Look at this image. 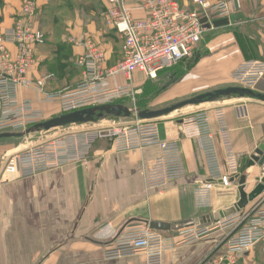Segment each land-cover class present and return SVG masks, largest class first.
<instances>
[{"label": "crops", "instance_id": "0c3cea01", "mask_svg": "<svg viewBox=\"0 0 264 264\" xmlns=\"http://www.w3.org/2000/svg\"><path fill=\"white\" fill-rule=\"evenodd\" d=\"M177 1L185 9H199L192 0ZM219 1L222 0H210L211 3ZM226 1L231 9L229 18L237 15L243 19L215 29L217 32L225 30L219 34L214 32L217 36L205 34L195 52L197 58L185 68L177 88L166 90L147 105H136L135 108L162 110L222 89L228 81L232 82L230 72L240 64L264 62V0ZM247 1L249 5L242 7ZM22 3L23 0H0V34L13 27ZM38 6L33 25L45 36V44L35 50L36 64L29 74L30 83L20 90V97L33 100L36 108L43 110L50 120L61 115L59 106L43 105L40 99L44 95L74 92L85 82L87 70L94 65L93 62L78 65L87 49L75 45L73 40L90 36L96 51L103 55L102 72L121 60L123 41L105 23L107 0H38ZM127 8L135 18L146 17L139 0H129ZM214 20L222 19L213 18L212 22ZM8 47L15 56L16 48ZM213 50H217L216 55ZM224 51L230 52L231 58L220 54ZM139 77L142 76H133L134 89ZM42 79L47 81L43 91L39 92L36 83ZM110 81L114 88L128 84L124 76ZM231 85L235 84L232 82ZM253 91L264 95V78ZM222 102L212 103L208 111L218 106L225 109L232 145L241 166L239 173L243 174L244 167L248 176L247 192H250L256 186L251 185L253 180L264 176L262 168L247 169L248 161L264 140V103L236 97ZM198 107H188L177 115L154 120L164 142L180 141L186 166V175L163 189L149 190L146 183L159 150L116 153L109 136L111 128H101L100 121L98 127L106 136L96 143L91 159L85 165H71L32 178L14 177L8 185H3L0 189V264H146L144 257L106 260L104 253L126 229L149 226L152 222L170 224V231L160 233L179 242L210 222L216 212L234 207L240 198L236 183L228 188L214 183L213 189L204 193L199 202L197 190L209 179L194 130H184L181 126L182 119L197 112L191 109ZM109 119L121 128L142 122L137 118H130L134 124L117 121L123 118L102 121L109 123ZM23 149L27 146L0 145V155H16ZM253 206L254 203L250 204L244 212L248 214ZM216 235L214 233L208 239ZM222 243V239L216 242L197 240L177 247L164 255L163 264H201ZM237 264H264V242Z\"/></svg>", "mask_w": 264, "mask_h": 264}, {"label": "built area", "instance_id": "2783aa9c", "mask_svg": "<svg viewBox=\"0 0 264 264\" xmlns=\"http://www.w3.org/2000/svg\"><path fill=\"white\" fill-rule=\"evenodd\" d=\"M128 1L107 0L104 16L107 26L123 41L121 60L102 72L103 55L96 51L90 36L73 40L75 45L87 49V54L78 61V65L85 66L90 62L94 65L88 68L85 82L74 92L44 95L40 99L41 104H58L63 115L129 99L134 96V75L140 74L144 80L155 82L162 72L171 70L194 55L207 32L202 19L206 18L207 24H211L213 18L231 16L226 0L217 3L192 0L199 8L194 11L183 8L177 0H139L146 17L138 19L127 8ZM38 10V0H23L13 27L0 34V133L24 132L47 121L46 113L36 108L33 100L20 97V90L30 83L29 74L36 64L35 50L45 43V36L33 25ZM9 45L16 48L15 56L9 51ZM119 76L126 77L128 84L112 87L110 79ZM263 78L262 61L244 62L230 75L235 85L251 90ZM46 81L42 79L36 83L39 92L43 91ZM181 126L184 130H194L209 179L197 190L199 202H202L204 193H209L214 183L226 188L232 185L231 180L240 174L239 158L232 145L231 130L222 106L186 115ZM112 131L109 136L116 153L150 148L159 150L146 180L149 190L163 189L186 175L180 141L164 142L155 121H142ZM105 136L101 129L72 132L43 146L20 151L6 162L3 179L9 182L14 177L32 178L71 165H85L91 159L96 143ZM244 211L221 223L202 226L179 242L146 225L126 229L115 238L113 246L105 251L104 256L106 260L144 257L146 264H163L164 255L177 247L197 240L216 242L222 239L223 245L201 264H237L264 242V193L254 202L248 214ZM221 231L227 232L221 234ZM214 233L217 235L208 239Z\"/></svg>", "mask_w": 264, "mask_h": 264}, {"label": "water", "instance_id": "95a60500", "mask_svg": "<svg viewBox=\"0 0 264 264\" xmlns=\"http://www.w3.org/2000/svg\"><path fill=\"white\" fill-rule=\"evenodd\" d=\"M239 18L243 19L242 16L234 15L231 18L214 20L211 24H207L208 20L204 18L202 19V24L204 25V29L206 31H210L214 29H219L221 27L230 26L235 23ZM232 97H236L239 99H255L264 103V95L255 93L251 89L233 86L225 89L215 90L213 92H208L192 99L176 103L168 108L156 111L130 108L124 105L123 103H112L100 106H93L69 114L57 116L50 120L36 124L28 128L24 132L1 133L0 140L24 138L34 134L48 133L54 130L66 129L74 126L96 124L99 121L106 120L108 118L130 119L132 117H135L140 121H154L171 116L188 107L217 103L222 99H230ZM255 167L264 169V140L258 146L253 156H251L250 160L248 161L247 169ZM256 181L257 185L254 187V189L250 192H247L248 176L246 174H239L234 177L231 180V183L237 184L240 196L238 203L230 209L216 212L213 216H211L210 222L205 223V226L221 223L224 220L244 211L250 204L254 203L264 193V176L258 178ZM149 228L158 232H168L172 229V226L170 224L152 222L149 224Z\"/></svg>", "mask_w": 264, "mask_h": 264}, {"label": "rangeland", "instance_id": "374dc122", "mask_svg": "<svg viewBox=\"0 0 264 264\" xmlns=\"http://www.w3.org/2000/svg\"><path fill=\"white\" fill-rule=\"evenodd\" d=\"M242 5H243L242 7H246L249 5V3L247 1V2L242 3ZM214 32H217V31L214 29V30L205 32L203 35V38H205L204 36H206L207 34L209 36V34H211V33H212V36H217V35H214L215 34ZM220 32H225V30H222ZM220 32H217V33L219 34ZM240 42H241V40H240ZM213 52H214V55H216L215 53L217 52V50H213ZM220 54L230 56L229 58H231L230 52L224 51V52H220ZM197 56H198V53L194 54L192 59L184 62L183 64H180L178 67H176L174 70L170 71L169 73H166L165 75L163 74L155 82L142 80V77H139V79L137 80V82H138L137 87L134 89V96L129 98V99H125V100H122V101H119L116 103H123L124 105H126L130 108H135L136 105L143 107V106L147 105L148 101L155 100L156 97H158L160 94H162L166 90L169 91V90L176 89L178 84H179V79L181 77H183V74L185 73V68L189 67L188 65L191 64L190 61H194L197 58ZM224 62L222 64V67L225 66ZM224 71L225 72L228 71L226 67L224 68ZM231 73H232V71L230 72V74ZM231 84H232V82L228 81V83L224 84V87L222 89L233 86ZM234 86H237V85H234ZM152 89H154V90H152ZM226 100H228V99H222L219 102L226 101ZM217 104H219V103L218 102L214 103V105H217ZM211 106H212V104H210L209 106H207V104H205V105H200L199 107L196 106V107H198L197 109H191V110L208 111V110H210L208 108H211ZM222 106L225 107V103L222 102ZM191 108H193V107H191ZM180 112L181 111H179V112H177L171 116L177 115ZM133 118H131V119L136 120L135 117H133ZM109 120H110V121H108L109 123H103L104 121H100L99 124L100 123L102 124L101 128H103V126L109 127V128H111V132H113L112 130H114L115 128H121V126L116 127L117 125L116 124L114 125L113 119H109ZM132 120L121 119V120H117V121H119V123L127 122L128 124H130V122H131L132 124H134V122H132ZM98 129H99L98 123H96V125L95 124L94 125L89 124V125H83V126H78V127L74 126V127H69L66 129L54 130V131H51L48 133L34 134V135H30V136H27L24 138L4 139L6 141H0V145L5 146L9 143L15 144V145L16 144H23V145L27 146L26 150H28V149L43 146V145L49 143L50 141H53L56 138L70 134L72 132H83V131L98 130ZM1 140H3V139H1ZM12 157H14V155H9V154L0 155V189L3 185H8L10 183V181L9 182L4 181L3 169H4L6 162L8 160H10ZM239 168H241V166ZM241 173L246 174L244 167L242 168ZM258 177L260 178L261 175ZM251 185L252 186L257 185V181L253 180Z\"/></svg>", "mask_w": 264, "mask_h": 264}, {"label": "trees", "instance_id": "16d2710c", "mask_svg": "<svg viewBox=\"0 0 264 264\" xmlns=\"http://www.w3.org/2000/svg\"><path fill=\"white\" fill-rule=\"evenodd\" d=\"M201 42H202V41H201ZM44 44H45V43H44ZM195 54H196V53H195ZM190 59H191V58H190ZM190 59H187V60L181 62L180 64H183L184 62H186V61H188V60H190ZM180 64H179V65H180ZM179 65H177L176 67H178ZM176 67L172 68L171 70H166V71L162 72L160 76H162L163 74L165 75L166 73H169L170 71L174 70ZM186 68H187V67H186ZM152 90H154V89H152ZM137 107H138V105H137Z\"/></svg>", "mask_w": 264, "mask_h": 264}]
</instances>
